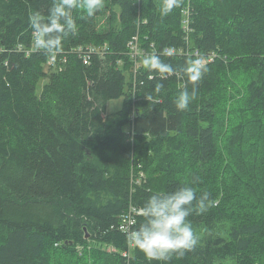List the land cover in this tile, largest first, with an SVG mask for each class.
<instances>
[{"label":"trees","instance_id":"16d2710c","mask_svg":"<svg viewBox=\"0 0 264 264\" xmlns=\"http://www.w3.org/2000/svg\"><path fill=\"white\" fill-rule=\"evenodd\" d=\"M162 3L104 0L88 19L74 11L78 31L52 57L32 48L28 22L35 11L46 18L51 0H0V264H149L126 242L143 218L121 230L122 214L182 185L209 201L188 217L198 245L170 264H264V0H180L167 16ZM149 54L176 74L150 78ZM197 58L207 71L177 111L180 75ZM232 75L249 79L244 92L231 91ZM219 129L223 150L236 135L254 155H240L250 168L221 175Z\"/></svg>","mask_w":264,"mask_h":264},{"label":"clouds","instance_id":"9594fccd","mask_svg":"<svg viewBox=\"0 0 264 264\" xmlns=\"http://www.w3.org/2000/svg\"><path fill=\"white\" fill-rule=\"evenodd\" d=\"M180 6V0H163L159 9L161 16H167L173 8ZM104 7V0H51V7L45 18L39 11L28 17L32 29L34 47L55 57L62 51V42L69 34H76L78 25L73 16L74 11L80 13V19L93 18ZM175 49L165 48L161 55L172 56ZM142 67L155 74L150 78L167 79L176 74L171 64L161 60L160 55H145ZM207 71L203 58L191 59L180 75L181 91L174 100L177 111L189 108L196 98V85ZM192 91L189 93L188 85ZM164 87L162 83L155 85L158 93ZM152 100V96H147ZM209 194L197 195V189L190 185L179 186L174 191L157 192L151 195L144 205L137 210L143 218L139 226L128 231L126 242L128 248L139 251L152 264H170L172 259L182 258L193 251L199 243V236L194 232L188 217L193 213L200 215L207 211ZM135 223V220L131 221Z\"/></svg>","mask_w":264,"mask_h":264},{"label":"rangeland","instance_id":"374dc122","mask_svg":"<svg viewBox=\"0 0 264 264\" xmlns=\"http://www.w3.org/2000/svg\"><path fill=\"white\" fill-rule=\"evenodd\" d=\"M231 80L235 81L236 82V87H237V90H231L233 93H241V92H244V89H245V86L247 85L249 79L248 78H244V77H241L239 75H232L231 76ZM122 102H123V99L122 97L118 98V99H114V100H111L109 102H107L106 104V114L109 115V116H114V114L120 110L121 106H122ZM227 107V106H225ZM225 113H227L222 119H220L218 121V124L220 123H223L224 125L226 124L227 122V118H228V113L229 110L228 108L226 109ZM227 135H229V133H227ZM236 135H232L233 137V141H234V144L236 145L235 148L231 151H228V150H223L224 149V144H225V131L223 129H219L218 133H217V141H216V146L219 148L218 149V152H217V149H216V153H218V155H223L224 158H225V161H226V168H223L222 171L220 172L221 175L223 174H227L229 173V171L227 169H234V170H239V171H242L244 170V166H243V163L244 162L243 160L240 159V155L242 154H247L248 152L246 151V148H245V145L243 142H240L239 139L235 138ZM247 155H249V157L251 159H253L254 155L251 156L252 154L251 153H248ZM246 165V170H247V167L250 168L249 164L244 162ZM227 170V172H226ZM144 173H143V177H144Z\"/></svg>","mask_w":264,"mask_h":264},{"label":"built area","instance_id":"2783aa9c","mask_svg":"<svg viewBox=\"0 0 264 264\" xmlns=\"http://www.w3.org/2000/svg\"><path fill=\"white\" fill-rule=\"evenodd\" d=\"M136 40H134V43H135ZM129 46L131 48V50H134V44L133 43H129ZM34 47V43L32 45V48ZM18 51H22L23 49L21 48V46H19L17 48ZM26 51V52H25ZM23 51L24 53H29V50H25ZM31 52V50H30ZM93 51H91L90 49L86 50V51H81L79 52V57H80V60L82 61V63L84 65H88L89 62H90V58H91V54H92ZM49 63H53V59H51V61ZM137 214V210L132 207L131 205L128 207L127 211L122 214V220H123V223L121 225V230L123 229H126V227H130L133 223L131 222L132 220H134L135 216ZM130 231L129 229L127 231H125V233L127 234V232Z\"/></svg>","mask_w":264,"mask_h":264}]
</instances>
